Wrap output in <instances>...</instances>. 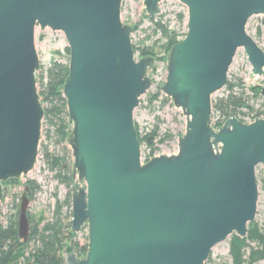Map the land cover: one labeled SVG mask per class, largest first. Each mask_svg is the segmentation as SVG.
I'll use <instances>...</instances> for the list:
<instances>
[{
  "label": "water",
  "instance_id": "obj_1",
  "mask_svg": "<svg viewBox=\"0 0 264 264\" xmlns=\"http://www.w3.org/2000/svg\"><path fill=\"white\" fill-rule=\"evenodd\" d=\"M162 1L142 0L145 14L155 18ZM176 1L186 7V32L165 56L159 91L184 116V133L176 153L142 162L133 113L153 84L155 59L135 57L122 0H0V201L9 195L3 183L26 176L38 156L44 110L35 29L66 39L60 91L79 183L70 229L87 239L85 255L71 252L66 264H205L214 246L246 237L254 222L264 117H230L214 129L211 115L238 49L264 78V51L246 32L250 17L264 16V0ZM29 202L26 186L17 218L23 244Z\"/></svg>",
  "mask_w": 264,
  "mask_h": 264
},
{
  "label": "rangeland",
  "instance_id": "obj_2",
  "mask_svg": "<svg viewBox=\"0 0 264 264\" xmlns=\"http://www.w3.org/2000/svg\"><path fill=\"white\" fill-rule=\"evenodd\" d=\"M181 12L186 13V7L180 2L176 0H163L159 5V13L156 17H161L163 23H166L170 28L182 34L186 32L185 22L179 23L177 21V14ZM145 15L142 0H122L121 20L125 24L133 26L131 43L137 47L151 46L159 39V35L153 30L152 22L144 18ZM136 24L139 25L134 29ZM246 32L264 51V16L254 15L250 17L246 24ZM34 46L39 60L37 77L40 72L45 71L52 59H59L65 62L69 55L66 39L60 31H52L48 28L40 30L37 27L34 32ZM155 51L159 53L158 58H155L152 69L148 71V76L152 79L153 84L148 92L140 98V103L133 113V121L138 126L139 132L142 135L151 131L155 124L158 125V137L155 140L157 150L154 156H159L177 152V140L184 133L185 118L181 111L172 105L170 99L166 98L161 92L157 99L150 100V94L152 95L157 92L166 77L165 63L160 59L162 56L161 50L157 49ZM135 57H137L136 54ZM227 80L231 82L241 81L246 103L253 109V111H249L246 108L240 110L242 114L239 113L237 116L242 123L252 121L255 114L264 116V96L259 91L264 88V78L252 74L251 66L242 48L238 49L235 54L227 73ZM225 94L226 90L223 88L216 92L212 96V99ZM215 120L216 117L212 118L211 116L212 125ZM48 129L51 131L49 136L47 134ZM214 129L217 128L215 127ZM165 135L168 136L163 138ZM160 139H162V142H159ZM42 147H45L51 155L63 157L65 167L72 172L70 148L66 142H57L52 128L47 123H43L42 120L38 149L41 152L38 153L34 168L26 176H22L16 180V184L6 186L9 190V195L0 201V225H4L7 218L15 213L14 204L19 203L29 180L34 181L39 187L31 198L29 195L28 215L31 224L38 223L41 225L49 220L56 198L62 200L67 194L68 189L58 182L55 178V172L50 169V166L45 161ZM140 151L141 161L145 162L149 150L145 145H141ZM255 177L258 188V199L253 224L257 223L259 226H264V165L256 167ZM73 184L79 186L77 178L73 180ZM13 196L16 197L14 201ZM75 235V239L80 244L87 243L86 232ZM233 237L239 238L236 234H231L223 243L217 244L212 248L208 257L210 262H207V264H231L229 249L234 239ZM69 244V241L66 242L62 248L64 254H67L65 250L68 249ZM24 264H27V261ZM259 264H264V262H260Z\"/></svg>",
  "mask_w": 264,
  "mask_h": 264
},
{
  "label": "trees",
  "instance_id": "obj_3",
  "mask_svg": "<svg viewBox=\"0 0 264 264\" xmlns=\"http://www.w3.org/2000/svg\"><path fill=\"white\" fill-rule=\"evenodd\" d=\"M144 18L152 22L153 30L159 35V39L151 46L137 47L132 44L134 53L138 58L152 56L155 59L158 58L159 53L155 51L158 49L162 53L160 59L165 63V56L170 47L182 40L185 33L179 34L166 23H163L161 17L149 18L145 15ZM177 21L184 23L186 13H178ZM138 25L136 24L134 29ZM67 75L68 58L65 62L52 59L45 71L40 72L37 77L38 94L44 110L43 123H47L52 128L53 135L59 143H65L68 135L66 103L60 91ZM224 89L226 90L225 95L212 99L211 116L212 118L216 117L213 128L220 127L230 117H235L242 122L237 116L242 109L246 108L253 111L246 103L243 85L240 80L235 82L227 80ZM159 95L160 91L158 89L155 94H150V100L157 99ZM260 116L255 114L253 119ZM134 126L140 145H145L149 150L145 158L146 162L155 155L157 150L155 140L158 137V125L155 124L153 129L144 135L139 132V128L135 123ZM50 132L48 129V136ZM166 136L168 135L163 136V138ZM159 142H162V139ZM39 152L41 150H38ZM42 152L50 169L55 172V178L68 189V192L62 200L56 198L51 218L43 224H31L28 215L30 230L27 244H23L17 235L19 203L14 204L15 213L7 218L4 225H0V264H24L25 261L27 263L30 261L32 264H66L65 258L70 251L77 257L84 256L87 251V243L80 244L75 239L76 235L71 233L70 229L71 193L78 188L77 185L73 184L72 172L65 167L63 157L49 154L45 147H42ZM16 183V180H8L3 185H14ZM26 186L28 187L29 199V195L31 198L39 187L31 180L28 181ZM15 198L13 196V201ZM233 238L229 249L231 264H259L264 262V226H259L257 223L249 224L246 237ZM68 241L70 244L68 249L65 250L67 254H64L62 248ZM207 262H210L209 258L206 264Z\"/></svg>",
  "mask_w": 264,
  "mask_h": 264
},
{
  "label": "built area",
  "instance_id": "obj_4",
  "mask_svg": "<svg viewBox=\"0 0 264 264\" xmlns=\"http://www.w3.org/2000/svg\"><path fill=\"white\" fill-rule=\"evenodd\" d=\"M160 5V4H159ZM264 116H260V118H263ZM255 119H253L252 121H250V122H248V123H246V124H249V123H252L253 121H254Z\"/></svg>",
  "mask_w": 264,
  "mask_h": 264
}]
</instances>
